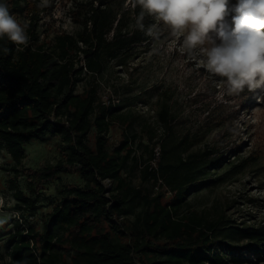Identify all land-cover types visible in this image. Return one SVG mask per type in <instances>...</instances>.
Returning a JSON list of instances; mask_svg holds the SVG:
<instances>
[{
	"label": "trees",
	"instance_id": "obj_1",
	"mask_svg": "<svg viewBox=\"0 0 264 264\" xmlns=\"http://www.w3.org/2000/svg\"><path fill=\"white\" fill-rule=\"evenodd\" d=\"M115 1L80 3L86 11L83 30L76 36H57L52 52L41 46L17 47L7 37L0 39V142L14 162L2 171L11 175L7 190L15 212L21 217L34 216L43 187L68 167L77 170L84 182L83 186L63 187L44 233L22 227L20 218L15 221L4 245L9 264H66L60 249L67 243L69 264H135L136 259L142 264L238 263L242 254L237 244L242 241L258 254L264 246V227L237 226L223 216L209 220L196 212L178 216L189 189L202 187L198 178L218 167L222 159L209 158L213 150L188 154L192 139L185 135L177 140L166 103L157 118L167 137L158 156L150 152L141 173L143 180L160 182L173 194L170 204L162 202L164 194H142L123 175L133 159L128 140L119 151L108 152L104 135L116 109L101 105L94 86L85 95L73 94L83 70L98 75L105 61L129 55L148 40L138 27L126 30L129 13L117 10ZM6 3L13 14L31 13L36 7L30 0ZM137 11L136 7L130 14ZM27 33L33 34L32 25ZM5 47L7 53L2 50ZM77 63L81 68H76ZM93 128L94 149L87 145ZM46 135L59 137L64 157L38 170L19 168L23 146ZM135 139L132 135L130 142ZM254 160L246 158L232 169L239 172ZM23 177L27 194L19 185ZM106 179L114 184L108 194L102 184ZM135 201L142 206L141 212L129 218L127 205ZM36 242L41 245L39 250L34 248ZM2 258L0 253V264Z\"/></svg>",
	"mask_w": 264,
	"mask_h": 264
},
{
	"label": "rangeland",
	"instance_id": "obj_2",
	"mask_svg": "<svg viewBox=\"0 0 264 264\" xmlns=\"http://www.w3.org/2000/svg\"><path fill=\"white\" fill-rule=\"evenodd\" d=\"M87 1L30 0L35 4V10L14 14L22 23L33 26V34L27 33L30 37L28 45L41 46L52 52L57 36H76L83 30L86 11L79 4ZM235 4L236 0H230V5ZM115 5L117 10L128 11L126 30L131 32L137 27L136 18L141 9L136 6L137 13L130 14L136 8L132 6V0H116ZM143 23L145 28L157 24L158 34L147 35V42L137 45L131 54L105 61L104 69L98 75L92 76L83 70L81 80L73 87V94L85 95L94 86L101 105L116 109L104 135L108 152L119 151L121 144L128 140L133 159L123 175L142 194H164L162 202L170 204L173 194L160 182L143 180L141 173L150 152L158 156L159 146L167 137V131L157 118L159 109L166 103L173 116L172 131L177 140L185 135L192 139L193 146L187 153L213 150L209 158L220 156L222 159L218 167L209 169L206 175L198 178L202 187L189 189L178 216L196 212L209 220L223 216L237 226L264 227V86L229 94L221 82L223 78L213 76L202 66L204 57L199 49L193 54L185 50L183 35H173L168 26L147 13ZM77 64L76 68H81V64ZM132 135L136 137L134 143L130 142L133 141ZM95 137L93 128L87 136V145L92 149ZM60 145L59 137L52 135L25 144L24 159L19 168L38 170L55 165L64 157ZM125 153L123 151L121 155ZM249 157L256 160L239 172L232 169V165ZM13 164L0 142V196L5 199L0 213L10 216L8 223L0 227L1 264H9L4 245L14 230L15 221L20 218L22 227L30 226L34 233H44L63 187L84 185L78 171L68 167L43 187L36 214L32 217L18 215L17 218L15 203L7 190L11 175L2 171L3 167L9 168ZM103 184L106 194L114 187L112 183ZM19 185L27 194L24 177L19 180ZM141 209L139 202L129 203V218H134ZM101 227L107 230L104 224ZM40 246L36 242L35 250ZM237 246L241 247L242 257L238 263L230 264H264V246L258 254L251 251L252 247L245 241ZM68 248L67 243L60 249L66 264L70 263ZM142 259L145 261L144 257ZM135 264L142 263L136 259Z\"/></svg>",
	"mask_w": 264,
	"mask_h": 264
},
{
	"label": "clouds",
	"instance_id": "obj_3",
	"mask_svg": "<svg viewBox=\"0 0 264 264\" xmlns=\"http://www.w3.org/2000/svg\"><path fill=\"white\" fill-rule=\"evenodd\" d=\"M132 6L141 9L136 25L146 35L156 36L158 26L145 28V13L163 22L173 35H183L189 54L199 49L202 66L223 78L229 94L264 86V0H236L235 5L230 0H132ZM28 26L10 12L6 0H0V39L7 37L17 47H27ZM4 203L0 196V208ZM9 219V214L0 213V227Z\"/></svg>",
	"mask_w": 264,
	"mask_h": 264
},
{
	"label": "built area",
	"instance_id": "obj_4",
	"mask_svg": "<svg viewBox=\"0 0 264 264\" xmlns=\"http://www.w3.org/2000/svg\"><path fill=\"white\" fill-rule=\"evenodd\" d=\"M103 183H105V184H108V185H111V182H110V180H107V179H106V180H104V181L102 182V184H103ZM103 186H105V185L103 184Z\"/></svg>",
	"mask_w": 264,
	"mask_h": 264
}]
</instances>
